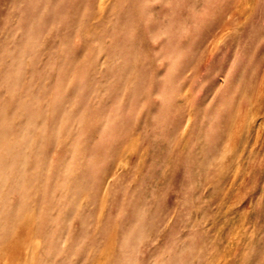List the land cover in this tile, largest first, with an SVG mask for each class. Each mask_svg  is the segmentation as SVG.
I'll use <instances>...</instances> for the list:
<instances>
[{
  "label": "rangeland",
  "instance_id": "obj_1",
  "mask_svg": "<svg viewBox=\"0 0 264 264\" xmlns=\"http://www.w3.org/2000/svg\"><path fill=\"white\" fill-rule=\"evenodd\" d=\"M0 264H264V0H0Z\"/></svg>",
  "mask_w": 264,
  "mask_h": 264
}]
</instances>
